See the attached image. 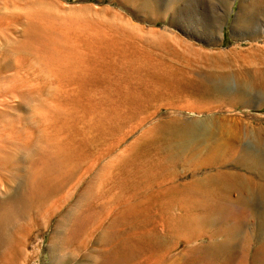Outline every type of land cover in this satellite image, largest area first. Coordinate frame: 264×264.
I'll return each instance as SVG.
<instances>
[{"label": "rangeland", "instance_id": "1", "mask_svg": "<svg viewBox=\"0 0 264 264\" xmlns=\"http://www.w3.org/2000/svg\"><path fill=\"white\" fill-rule=\"evenodd\" d=\"M7 1L11 10L22 8L20 12L26 21V27H16L21 28V34L18 29V36L12 35V41L23 40L21 52L12 56L13 61L10 59L12 68H0V91L8 90L7 96H0V136L6 127L5 135L11 141L9 151L15 155L13 173L22 177L32 167L40 171L47 162L59 159V167L67 169L72 141L80 143L85 136L99 133L106 134L108 139L118 136L120 142L112 154L116 159L125 158L132 145L143 139L147 128L169 119L188 124L192 131L191 141L185 142L183 153L179 152L182 157L195 152L198 157L206 156V152L226 154L230 131L240 134L239 141L233 144L240 148L239 158L256 151L264 153V0H157L150 8L142 2L136 8L120 6L116 0H20V4L18 0ZM88 7L90 10H82ZM62 9L68 14L61 13ZM106 9L108 13L95 12ZM117 12L131 22L128 28L136 42L143 44L142 49L121 50ZM41 28L48 30L51 37L40 34ZM71 46L78 50H70ZM149 53L173 57L179 65L191 60L193 68H138V59ZM221 69L229 77L221 83L217 96L199 101L187 98L189 89L181 86L178 79L181 70H192L200 78ZM133 90L147 91L141 99L145 102L141 103L142 108L155 113L141 126L128 122L129 128L115 113L123 98L133 97ZM10 126L18 131L7 129ZM40 127L42 135L38 133ZM216 144L217 149L212 147ZM82 148L88 150L83 142ZM112 154L91 172L92 189L110 173ZM178 171L183 175L182 182L192 180L193 167L180 165ZM11 176L12 173L0 169V197L16 189ZM9 183L14 188H9ZM54 217L36 228L39 241L32 244L29 252L32 247L45 252L59 215ZM32 262L49 264L50 259L42 253Z\"/></svg>", "mask_w": 264, "mask_h": 264}, {"label": "bare ground", "instance_id": "2", "mask_svg": "<svg viewBox=\"0 0 264 264\" xmlns=\"http://www.w3.org/2000/svg\"><path fill=\"white\" fill-rule=\"evenodd\" d=\"M116 1L120 6L132 8L141 2L149 8L154 1L157 3V0ZM20 11L11 10L7 0H0V68L3 69L12 68L10 59L13 61L24 46L23 40L12 41L13 33L18 36L16 27H26ZM61 11L68 14L65 9ZM95 12L103 14L109 10ZM116 16L120 20L117 32L121 36V50L142 49L143 44L136 42L128 28L131 22L121 13ZM48 32L41 28L40 34L51 37ZM70 50L78 49L71 46ZM153 55L143 54L136 62L138 68H193L191 60L179 65L173 57ZM262 65L264 68V57ZM195 75L192 70H181L178 79L181 86L189 89L187 98L198 101L217 96L221 83L229 77L224 69L209 71L200 78ZM48 90L49 93L52 89ZM7 92L0 91V96H7ZM146 92H129L132 99L129 94L124 96L122 106L115 113L122 124L135 122L141 126L153 116L155 111L152 114L142 108L141 103L145 102L141 99ZM8 128L18 131L14 126ZM40 129L37 130L42 135ZM6 133L4 127L0 136V169L12 173L11 180L17 187L13 193L0 197V264H32L42 253L48 255L49 264H264V153L246 152L244 158H239L240 148L233 145L239 141L238 132L227 133L226 145L230 148L226 154L206 152V156L198 157L195 152L182 157L179 152L183 153L185 142L191 141L192 131L188 124L169 119L147 128L139 144H133L125 158L119 155L117 159L113 152L120 142L118 136L108 139L104 133L93 134L85 136L80 143L72 141L67 169L59 167L62 161L59 159L47 162L40 171L32 167L22 177L13 173L15 155L9 151L11 141ZM82 142L88 150L82 148ZM212 147L217 149L218 145ZM110 154L114 158L110 173L92 189L91 172ZM109 164L103 163L107 168ZM180 165L194 168L190 182H182ZM228 167L232 169L226 170ZM204 169L209 171L200 173ZM233 195L236 197L232 198ZM258 201L260 206L255 205ZM56 215L59 217L45 252L36 247L29 252L39 237L36 228Z\"/></svg>", "mask_w": 264, "mask_h": 264}]
</instances>
